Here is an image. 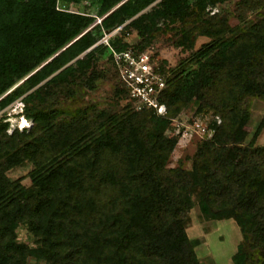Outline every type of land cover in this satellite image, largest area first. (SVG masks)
Returning <instances> with one entry per match:
<instances>
[{
  "label": "trees",
  "instance_id": "obj_1",
  "mask_svg": "<svg viewBox=\"0 0 264 264\" xmlns=\"http://www.w3.org/2000/svg\"><path fill=\"white\" fill-rule=\"evenodd\" d=\"M230 1L0 0V113L21 100L37 126L8 135L0 117V264H201L187 233L195 208L238 225L233 264H264V146L244 144L252 101L264 102V16L248 21L264 0L239 1L238 33L210 13ZM169 33L192 53L155 66L166 113L139 109L112 49L141 53ZM106 59L126 101L117 110L86 100ZM188 109L212 136L189 169L169 168ZM24 164L29 187L8 176Z\"/></svg>",
  "mask_w": 264,
  "mask_h": 264
},
{
  "label": "rangeland",
  "instance_id": "obj_2",
  "mask_svg": "<svg viewBox=\"0 0 264 264\" xmlns=\"http://www.w3.org/2000/svg\"><path fill=\"white\" fill-rule=\"evenodd\" d=\"M239 1L232 0L225 5L210 10L211 15L219 13L226 17L230 27L237 33L245 29V26L239 21L237 15V4ZM77 8L74 7L73 9ZM262 16H264V7L257 12L249 14L248 21H257ZM171 38V33L163 35L159 41L148 49L152 50L158 63L160 61H167L169 67L175 68L183 60H186L192 52L177 48L171 42ZM127 41L130 44L136 45L139 43L140 38L136 34H133L128 36ZM206 42L207 39L199 38L195 50H198ZM111 65L112 63L109 59L104 60L100 64L101 73L98 88L96 92L89 93L86 100L98 103L102 108L111 107L117 110L125 105L126 101L119 100L116 96L120 83ZM251 106V120L247 127V137L244 144L248 146H264V102L255 99L252 101ZM23 108L24 105L18 101L0 113V117L3 114L7 116L6 122L9 124L7 129L8 135H16L18 133L31 134L37 129L34 119L23 114ZM193 113L192 109H188L177 120L179 125H175L173 133L176 135L181 133V138L168 164L169 168L176 167L180 159L185 161V168L189 169L191 167V159L195 155L197 145L203 137V133L200 132L199 136L193 131L191 125L194 118ZM196 122L203 123L200 121ZM168 135L172 136L171 133H168ZM31 170L32 166L30 164H24L10 171L8 176L13 181L22 179L23 184L29 187L31 185L29 177ZM187 233L195 244V251L201 264H233L232 257L237 252L238 246L242 241L241 231L233 220H206L200 215L198 208L192 211L188 219ZM19 239L22 242L33 244L32 238L29 237L25 230H19Z\"/></svg>",
  "mask_w": 264,
  "mask_h": 264
},
{
  "label": "built area",
  "instance_id": "obj_3",
  "mask_svg": "<svg viewBox=\"0 0 264 264\" xmlns=\"http://www.w3.org/2000/svg\"><path fill=\"white\" fill-rule=\"evenodd\" d=\"M124 26L111 33H106L98 45L104 43L110 46L109 39L121 32ZM112 53L115 63L119 67L120 77L129 89L131 97L138 101V108H155L160 114H165L166 107L159 104L158 96L166 87V83L163 77L155 72L157 59L154 57L152 50L147 49L138 53L133 49L122 52L112 49ZM22 105L24 104L22 103ZM177 124L179 125L178 122L175 123L176 126ZM192 127L195 134L200 136V132L203 133L202 138L207 137V134L208 137L211 136V133H208V127L204 123L196 122Z\"/></svg>",
  "mask_w": 264,
  "mask_h": 264
},
{
  "label": "water",
  "instance_id": "obj_4",
  "mask_svg": "<svg viewBox=\"0 0 264 264\" xmlns=\"http://www.w3.org/2000/svg\"><path fill=\"white\" fill-rule=\"evenodd\" d=\"M99 24V23H98ZM38 70H40V68L39 69H37L35 72H37ZM24 82V81H23ZM19 84V83H18ZM14 90V89H13Z\"/></svg>",
  "mask_w": 264,
  "mask_h": 264
},
{
  "label": "bare ground",
  "instance_id": "obj_5",
  "mask_svg": "<svg viewBox=\"0 0 264 264\" xmlns=\"http://www.w3.org/2000/svg\"><path fill=\"white\" fill-rule=\"evenodd\" d=\"M22 123V122H21ZM25 126V125H24Z\"/></svg>",
  "mask_w": 264,
  "mask_h": 264
}]
</instances>
